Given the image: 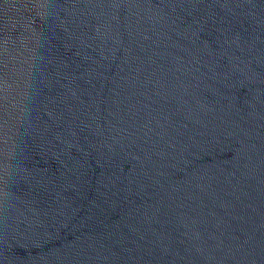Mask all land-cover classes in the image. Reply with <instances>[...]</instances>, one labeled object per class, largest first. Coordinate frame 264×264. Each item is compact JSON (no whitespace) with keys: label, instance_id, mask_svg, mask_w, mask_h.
<instances>
[{"label":"water","instance_id":"95a60500","mask_svg":"<svg viewBox=\"0 0 264 264\" xmlns=\"http://www.w3.org/2000/svg\"><path fill=\"white\" fill-rule=\"evenodd\" d=\"M0 264H264V0H0Z\"/></svg>","mask_w":264,"mask_h":264}]
</instances>
